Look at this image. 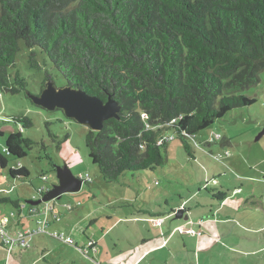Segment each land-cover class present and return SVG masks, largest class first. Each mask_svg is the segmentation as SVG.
<instances>
[{
    "label": "trees",
    "instance_id": "16d2710c",
    "mask_svg": "<svg viewBox=\"0 0 264 264\" xmlns=\"http://www.w3.org/2000/svg\"><path fill=\"white\" fill-rule=\"evenodd\" d=\"M21 43L31 68L41 70L42 55L66 88L117 102V118L85 141L104 180L115 183L165 165L176 139L195 160L191 139L257 102L245 93L264 73V0H0V94L27 92V80L10 72ZM47 83L48 73L41 95ZM12 120L33 127L28 117ZM33 144L12 133L5 154L22 160ZM7 166L0 153V168ZM9 174L30 177L26 168ZM21 203L0 197V207Z\"/></svg>",
    "mask_w": 264,
    "mask_h": 264
},
{
    "label": "rangeland",
    "instance_id": "374dc122",
    "mask_svg": "<svg viewBox=\"0 0 264 264\" xmlns=\"http://www.w3.org/2000/svg\"><path fill=\"white\" fill-rule=\"evenodd\" d=\"M30 55L31 51L21 43L16 67L10 70L12 74L19 71L27 80V92L0 94V153L8 160L7 168H0V190L4 193L0 197L7 196L22 202L18 209L11 204L2 205L0 224L8 220L5 230L13 237L21 232L35 231L45 215L38 212L32 217V208L26 201L40 199L41 195L36 191L39 188L51 190L58 184V167L67 166L75 176L90 178L91 182H84L79 192L67 193L60 200H55H65L73 206L81 204L78 210L67 213L70 217L65 215L62 221H58L59 228L49 227V233L57 231L59 234H64L65 227H69L71 236H64L71 237L75 244L67 245L46 235L36 234L29 238L30 248L27 252H21L20 247L15 248L7 262V249L0 235V264H103L122 253L115 250L116 235L135 237L155 230L150 224L145 228L133 226L128 229L130 225L122 223L110 235V226L120 217L140 215L154 219L156 216L152 214L176 210L194 195L195 198L185 204L194 217L201 215L199 217L205 221L218 218L223 222L221 213L231 216L240 210L251 213L259 202H264V135L258 140L260 134L264 133V73L261 74L260 85L245 93L257 100L254 105L232 111L191 139L195 160L176 139L169 143L168 162L165 165L148 171L126 172L117 182L107 183L86 148L90 126L69 116L62 107H45L38 103L47 73L52 76L54 84L47 83L46 90L54 88L58 91L65 89L66 85L63 76L52 65H45L47 59L42 55L38 59L41 70L31 68ZM14 116L30 118L33 127L23 130L12 120ZM20 131L34 144L26 158L17 160L7 156L2 146L12 133ZM214 140L216 142L208 147L206 143ZM224 140L229 142L222 145ZM252 166L255 168L249 170ZM20 168H26L30 177L13 179L9 174L10 169ZM43 177L48 180L43 181ZM221 192L225 193L223 199H219ZM253 192L258 204L254 197L251 198ZM55 201H50V204ZM223 202L225 204L218 210ZM44 205L42 203L34 209L42 211ZM93 219L98 221L91 224ZM172 220H176L175 216ZM230 222L213 226L215 234L203 230V237H211L205 249L200 246L198 251L192 245L189 250L191 254L184 258L179 256L171 264H191L195 255L200 258L201 264L207 260L209 263L206 264H264V230L253 233L248 229H239L235 220ZM93 236L98 241V254L86 256L81 249ZM188 236L192 235L188 233ZM101 238H104L103 242L99 240ZM118 249H121L120 246ZM152 263L153 256L144 264Z\"/></svg>",
    "mask_w": 264,
    "mask_h": 264
},
{
    "label": "crops",
    "instance_id": "0c3cea01",
    "mask_svg": "<svg viewBox=\"0 0 264 264\" xmlns=\"http://www.w3.org/2000/svg\"><path fill=\"white\" fill-rule=\"evenodd\" d=\"M211 145H208V147ZM255 168V166L249 167V170ZM250 180V179H249ZM242 190V189H238ZM252 195L256 194L255 192L251 193ZM225 197V193L221 192L219 194V199H223ZM195 196L192 195L186 200L182 205L177 207L176 210H172L170 212H159V213H154L152 214L153 216H156L154 219H150L147 216H134V215H129V218L127 217H120L117 219L116 222L113 223V225L110 226V235L114 233L115 229H117L122 223H125L126 225H130L129 227L127 226L128 229L134 226L135 227H148L146 225L150 224L153 229L152 232H147V234L141 233L140 235L138 234L137 236H127L125 234H119L116 235L115 237V250H120L122 253L120 256L116 257H111L110 261H104L103 264H144L147 259H149L151 256H153L154 263L152 264H171L172 261L175 258H184L187 254H191V248L192 245H195L197 250L200 251V246L205 249V247L209 244V239H211L210 236L203 237L204 231L207 230L209 233L214 232V228H212L215 225H226L231 223V220L237 221V227L239 229H248L253 233H258L262 232L264 230V202H259L257 207L254 208V211L251 213H247V211H238L235 215H222L223 217V222H221V219L216 218L213 221L210 220H203L201 215H196L195 217L192 215V211L187 209V206L185 205L187 202L191 201V199H194ZM228 200V198H226ZM229 201V200H228ZM227 203V201L225 202ZM224 202L221 204L218 210H221L222 205L225 204ZM65 204H68V201L61 200L60 202H55L52 204L54 206L55 212H57L60 217L58 220H54L52 216H50V226H54L55 229L59 228V220L62 221L63 216L67 215L68 212H73L74 210H78L79 207H81V204L79 206H75L73 210H67L65 208ZM183 209L184 212V220H172L173 217L176 215L178 210ZM40 213L41 211L38 209H32L30 212V215L32 217H35L37 213ZM250 212V211H249ZM149 214V213H147ZM146 214V215H147ZM204 214V213H202ZM186 215V216H185ZM70 217L69 215H67ZM111 218V217H110ZM190 218H193L192 220H189ZM205 219V218H204ZM247 220V222L245 221ZM98 220L93 219L91 221V224L93 222H97ZM54 222H57L54 225ZM38 222H36L37 224ZM194 228L197 231H202V238H197L201 236L197 235H192L188 236V234H183L181 233L178 228ZM236 229V228H235ZM65 233L66 235L71 236V229L68 227H65ZM247 231V230H246ZM49 232V228H48ZM52 233L57 232V231H51ZM108 233V232H107ZM179 235H182L183 237L181 238ZM50 237L49 235H46ZM195 236V237H193ZM34 237V236H33ZM31 237V238H33ZM54 239V238H53ZM90 240H94L98 242L94 236L93 238H89ZM100 241L103 242L104 238L99 239ZM29 242V238L27 239ZM75 243V242H74ZM118 246H120L121 249H118ZM30 248V244L28 247L21 248V252H27ZM36 249H39L36 247ZM6 250V248H5ZM196 250V249H195ZM196 250V251H197ZM46 252V249L43 250ZM7 252V251H6ZM14 254V253H13ZM97 253H93L92 255H97ZM199 256V255H198ZM194 261L191 264H201L200 263V258L197 257L196 255L194 256ZM203 259L204 256H203ZM197 260V261H196ZM196 261V262H195ZM205 261V260H204ZM119 262V263H117ZM206 263H209L208 260ZM205 263V264H206ZM189 264V263H186ZM253 264V263H252ZM258 264V263H256Z\"/></svg>",
    "mask_w": 264,
    "mask_h": 264
},
{
    "label": "water",
    "instance_id": "95a60500",
    "mask_svg": "<svg viewBox=\"0 0 264 264\" xmlns=\"http://www.w3.org/2000/svg\"><path fill=\"white\" fill-rule=\"evenodd\" d=\"M38 103L45 107H62L69 116L77 118L80 122L87 124L94 131H102L104 122L117 118L119 106L116 101L109 97L104 103L97 97H89L82 92H76L69 88L56 91L54 88L46 90L39 98ZM264 135L260 134L258 140ZM58 184L38 200H29L26 203L32 207L53 200H60L64 194L77 193L82 189L83 181L73 174L67 167L57 168ZM176 219H183V210H178ZM187 219V218H185Z\"/></svg>",
    "mask_w": 264,
    "mask_h": 264
},
{
    "label": "built area",
    "instance_id": "2783aa9c",
    "mask_svg": "<svg viewBox=\"0 0 264 264\" xmlns=\"http://www.w3.org/2000/svg\"><path fill=\"white\" fill-rule=\"evenodd\" d=\"M1 147V144H0ZM2 151L4 153L7 152V148L6 146H2ZM79 179H81L83 182L85 183H90L91 179L87 178L85 179L83 176H80ZM44 181H47V178H43ZM48 191L47 188L45 187H41L38 189V194L39 195H43ZM3 192L2 190H0V193ZM55 201V200H54ZM57 202V201H55ZM44 208L41 211V214L45 215V219L43 221H41L38 225V228L35 231H26V232H21L19 233L16 237L11 236L6 230H5V226L8 223V220H6L4 223L0 224V235L2 238V242L5 245V248L7 249V262L10 258V256L12 255V253L14 252L15 248H25L28 247V238L33 237L36 234H46L51 236L54 239L60 240L62 241L64 244H68V245H73L74 241L71 237H66L64 236V234H59L57 232L55 233H49L48 232V228L50 226V216H52L54 218V220H58L60 215L55 212L54 206L52 204H50V202L48 203H44ZM80 203L77 204V206H79ZM65 208L67 210H73L75 208V206L71 205V204H65L64 205ZM178 230L183 233V234H191V235H197V236H201L202 235V231H197L194 228H178ZM97 243L94 240H89L87 242V244L81 249V252L86 255V256H90L93 253H97Z\"/></svg>",
    "mask_w": 264,
    "mask_h": 264
},
{
    "label": "clouds",
    "instance_id": "9594fccd",
    "mask_svg": "<svg viewBox=\"0 0 264 264\" xmlns=\"http://www.w3.org/2000/svg\"><path fill=\"white\" fill-rule=\"evenodd\" d=\"M79 178V177H78ZM35 200V199H34Z\"/></svg>",
    "mask_w": 264,
    "mask_h": 264
}]
</instances>
